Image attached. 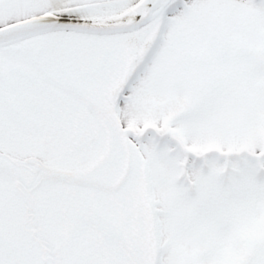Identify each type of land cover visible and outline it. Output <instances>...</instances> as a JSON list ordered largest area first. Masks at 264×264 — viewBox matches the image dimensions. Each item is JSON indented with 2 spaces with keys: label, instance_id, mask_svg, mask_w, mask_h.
<instances>
[{
  "label": "snow or ice",
  "instance_id": "6c2138e0",
  "mask_svg": "<svg viewBox=\"0 0 264 264\" xmlns=\"http://www.w3.org/2000/svg\"><path fill=\"white\" fill-rule=\"evenodd\" d=\"M0 264H264V0H0Z\"/></svg>",
  "mask_w": 264,
  "mask_h": 264
}]
</instances>
